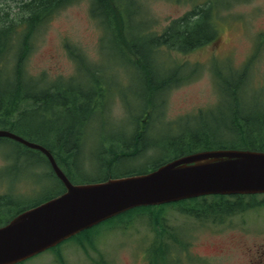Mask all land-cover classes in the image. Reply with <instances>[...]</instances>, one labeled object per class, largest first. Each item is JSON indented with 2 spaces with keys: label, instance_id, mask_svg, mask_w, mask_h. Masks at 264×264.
Listing matches in <instances>:
<instances>
[{
  "label": "rangeland",
  "instance_id": "1",
  "mask_svg": "<svg viewBox=\"0 0 264 264\" xmlns=\"http://www.w3.org/2000/svg\"><path fill=\"white\" fill-rule=\"evenodd\" d=\"M127 1L123 2L128 4ZM142 1L146 13L141 18L136 16L132 22L137 26L136 33L148 37L150 26L151 30L160 32L172 19L192 11L194 4L203 0ZM219 5L217 40L186 55L174 52L173 59H186L193 66L198 63L202 69L196 73L195 68L184 66L182 73L193 78L173 87L166 98V90L155 95L156 102L149 105L150 125L142 145H151L155 139L167 145L171 137L188 134L193 129L199 128L200 132L211 129L222 118L227 123L236 101L228 92L224 99H220L214 68L221 67L224 74L229 75L230 69L243 67L253 54L256 58L250 70V82L246 85L243 82L245 89L238 96L245 113L264 118V43L257 49L259 36L264 33V0H222ZM0 8L12 13L19 11L17 0H0ZM131 8V5H125V18ZM48 20L34 39L33 51L26 61L28 72L38 77L45 75L47 80L72 78L79 74V56L83 63L86 60L98 64L100 77L105 82H87L84 77L82 82L72 83L90 84L95 88L93 96L97 95V88L109 87L104 93L107 104L78 127L85 141H80L76 161L79 176L75 179L96 177L94 157L100 150V137L124 135L128 140L134 131L135 114L139 115L144 109L143 98L149 92L147 82L142 81L136 66H125L128 64L125 53L112 40H108V47L104 46L107 44V40H102L104 28L91 15V0H75ZM151 57L148 59L154 62ZM214 59L219 63L230 61L231 64L215 65ZM171 63L166 62L167 65ZM167 77L171 78L173 74L170 72ZM229 83L235 87L239 82ZM141 118L145 121V116ZM52 127L40 128L47 132ZM2 150L4 145L0 142V194L9 192L12 213L59 189L57 178H43L48 169L43 163L40 167H27L21 161L19 168L6 174L4 170L12 162ZM153 152V149L146 148V153L139 155L132 164L147 161V165H153L171 154L159 150L153 156ZM151 156L154 160L150 159ZM91 157L93 164L88 163L85 167L83 160ZM127 164L131 162L127 161ZM117 170L119 173L123 167ZM258 199V204L239 210V214H226L221 222L210 217L218 218L223 216L221 214L201 211L203 217L199 220L184 214L177 204L134 208L68 238L54 247L55 251H44L26 264H62L61 260L65 264H156L161 261L169 264H264V198ZM151 228L157 229L155 237ZM165 237L168 239L166 245L160 244ZM89 238L94 239L92 244H96V250L86 252L78 248L79 244H91Z\"/></svg>",
  "mask_w": 264,
  "mask_h": 264
},
{
  "label": "trees",
  "instance_id": "2",
  "mask_svg": "<svg viewBox=\"0 0 264 264\" xmlns=\"http://www.w3.org/2000/svg\"><path fill=\"white\" fill-rule=\"evenodd\" d=\"M73 1L75 0H17L19 11L15 13L1 11L0 8V128L11 130L49 148L73 182L100 181L120 174L146 172L175 157L197 150L213 148L264 150V118L259 119L252 113H245L238 96L241 90L244 91L247 82H250V70L256 58L253 54L243 67L230 69L229 75L224 74L221 67L214 68L220 99H224L228 92L231 99L235 98L236 101L233 115L227 123H224L222 118L211 129L207 128L200 132L198 128L188 134L171 137L167 145L163 144L166 145L165 151L171 154L165 159L155 161L153 165H147V162L132 164L136 161V156L143 151V133L134 134L131 140L124 137H105L94 157L98 175L76 180L75 177L79 176L76 161L80 152V141L85 139L78 130L79 123L107 104L104 93L109 87L107 85L104 88H97V95L93 96L95 88L90 84L84 86L72 82H82L81 79L84 77V81L88 80L87 82H105L100 77L101 67L86 60L84 64L78 56L79 74L72 78L56 80H47L45 75L41 77L31 75L26 67V61L33 51L34 39L40 28L51 16ZM123 1L127 0H91V15L100 21L104 28L105 35L102 40L103 42L107 40L104 46L108 47V40H112L115 46L125 53L128 63L125 66H136L141 72L142 81L147 82L149 92L148 96L143 98L144 109L139 115L135 114L133 123L135 125L133 128L138 129L140 117L150 115L149 105L156 102L154 97L158 92L164 93L166 90L164 93L166 98L173 87L193 78L182 73L184 66L195 68L196 73L202 69L198 63V66L197 64L193 66L189 65L186 59H173L174 52L186 55L217 40V15L222 0H203L195 5L192 11L172 19L160 32L151 30L150 26L148 37L136 33L137 26L132 22L136 16L141 18L145 15L143 1L128 0V4ZM125 5L132 6L128 18H125L123 13ZM263 43L264 33L259 36L257 49ZM70 52L73 55L75 53L73 48ZM162 54L164 57H161ZM149 56H153L151 58L154 62L148 59ZM166 62L172 63L167 65ZM213 63L231 64L230 61L219 63L216 59ZM170 72L173 77L168 78ZM229 82L239 83L234 87ZM243 82H246L244 86ZM165 103L164 99L163 104ZM41 126L53 127L43 132ZM0 139L7 145L3 150L6 151V158L12 162L7 173L19 168L22 161L27 167L44 164L48 169L43 173V178H57L41 151L9 138ZM91 158L86 159L87 164L86 160H83L85 167L88 163L93 164ZM127 161L131 164L128 165ZM140 166L144 168L135 169ZM120 167H123V170L118 173L117 169ZM57 180L59 189L43 200L64 191L62 181L58 178ZM258 198L259 195L256 194L210 195L183 200L177 205L189 214L199 215V210L204 209L213 214L224 215L251 208L259 203ZM34 204L24 205L12 213L11 196L0 195V224Z\"/></svg>",
  "mask_w": 264,
  "mask_h": 264
},
{
  "label": "water",
  "instance_id": "3",
  "mask_svg": "<svg viewBox=\"0 0 264 264\" xmlns=\"http://www.w3.org/2000/svg\"><path fill=\"white\" fill-rule=\"evenodd\" d=\"M45 153L66 190L0 226V264H16L130 208L206 194L264 193V151L209 149L185 154L156 169L104 181L73 183L45 146L12 131Z\"/></svg>",
  "mask_w": 264,
  "mask_h": 264
}]
</instances>
